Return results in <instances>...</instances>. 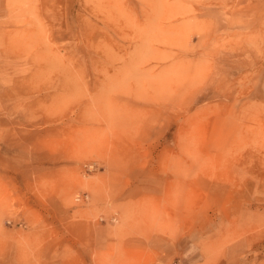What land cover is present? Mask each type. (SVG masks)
I'll use <instances>...</instances> for the list:
<instances>
[{"label":"rangeland","instance_id":"rangeland-1","mask_svg":"<svg viewBox=\"0 0 264 264\" xmlns=\"http://www.w3.org/2000/svg\"><path fill=\"white\" fill-rule=\"evenodd\" d=\"M0 264H264V0H0Z\"/></svg>","mask_w":264,"mask_h":264},{"label":"crops","instance_id":"crops-1","mask_svg":"<svg viewBox=\"0 0 264 264\" xmlns=\"http://www.w3.org/2000/svg\"><path fill=\"white\" fill-rule=\"evenodd\" d=\"M187 256H183V259H188V257L186 258Z\"/></svg>","mask_w":264,"mask_h":264}]
</instances>
